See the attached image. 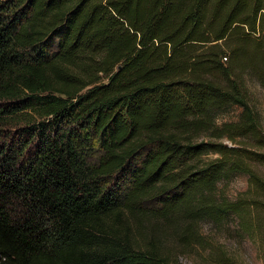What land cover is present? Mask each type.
Listing matches in <instances>:
<instances>
[{
    "label": "trees",
    "instance_id": "obj_1",
    "mask_svg": "<svg viewBox=\"0 0 264 264\" xmlns=\"http://www.w3.org/2000/svg\"><path fill=\"white\" fill-rule=\"evenodd\" d=\"M248 82L264 93V0H0V264H179L231 220L264 262Z\"/></svg>",
    "mask_w": 264,
    "mask_h": 264
},
{
    "label": "rangeland",
    "instance_id": "obj_2",
    "mask_svg": "<svg viewBox=\"0 0 264 264\" xmlns=\"http://www.w3.org/2000/svg\"><path fill=\"white\" fill-rule=\"evenodd\" d=\"M248 94L252 103H254L261 117L262 127L264 129V93L253 82H248ZM240 109L231 107L226 113L220 115L217 119L218 124L226 122H235ZM207 140L201 138L200 140ZM215 156H204L206 160ZM219 192L224 194L230 200H235L247 190V177L238 175L231 178L226 184L221 183L218 187ZM230 223V224H229ZM199 232L202 242L199 245L187 249H180L179 264H211L214 258L215 249L226 252L230 257L235 258L241 264H264L262 251L260 250L259 237L249 238L240 235L238 223L231 220L226 226L216 227L210 222H203L199 225Z\"/></svg>",
    "mask_w": 264,
    "mask_h": 264
},
{
    "label": "built area",
    "instance_id": "obj_3",
    "mask_svg": "<svg viewBox=\"0 0 264 264\" xmlns=\"http://www.w3.org/2000/svg\"><path fill=\"white\" fill-rule=\"evenodd\" d=\"M224 61H226V58H223Z\"/></svg>",
    "mask_w": 264,
    "mask_h": 264
}]
</instances>
